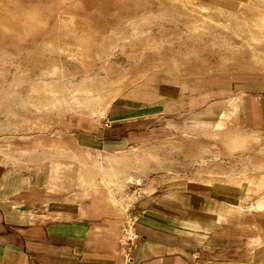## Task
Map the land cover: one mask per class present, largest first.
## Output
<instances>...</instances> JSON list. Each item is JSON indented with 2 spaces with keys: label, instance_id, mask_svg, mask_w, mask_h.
<instances>
[{
  "label": "rangeland",
  "instance_id": "1",
  "mask_svg": "<svg viewBox=\"0 0 264 264\" xmlns=\"http://www.w3.org/2000/svg\"><path fill=\"white\" fill-rule=\"evenodd\" d=\"M92 1H85L75 13L91 19L106 37L119 40L113 59L122 64L130 76L139 75L142 70L152 68L153 64L161 65L163 61L167 66L157 68L150 75L137 76L129 85H119L120 89L109 97L98 95L86 102L66 97L52 101L35 92L41 79L40 71L54 64L74 70V65L64 55L40 49L35 53L40 56L43 53V56L38 60L32 58L29 52L20 49L27 47L32 51L36 47L33 43H20L0 29V74L4 75L0 80V160L14 169L41 172L44 177L62 173L70 179L69 183L77 182L82 189L106 188L112 207L124 209L133 206L142 193L168 187V184L182 186L190 181L186 175L197 173L212 177L207 182L216 177L239 187L240 207L249 209L239 212L240 217H250L258 225L256 229L263 231L264 166L257 167L256 162L264 157L258 154V142L246 144L245 155L235 151H222L216 157L195 155L201 142L204 146L231 148L228 141L219 140L215 126L218 123L227 128L241 122L253 133L264 136L260 120L247 117L241 95V92L263 89L264 69L260 72L233 69L237 59L245 57L250 47L256 46L243 39L232 27L231 19L237 14L251 23L255 21L251 16L258 15V10L255 9L254 14L239 10L243 0H191L176 4L163 0H156L157 3L119 0V3L130 4L133 11L127 19H116L94 10ZM246 1L264 8V0ZM5 5L10 7L11 3ZM208 11L220 14L222 23L212 24L206 19L202 24ZM216 62L228 68L210 70ZM199 64L209 70L187 72ZM80 75L83 71L78 70L73 77ZM126 99L157 103L158 119L138 131L130 149L120 152L122 154L89 151L90 161L103 169L99 173H107V179L113 180L105 184L87 183L80 177L78 162L72 156L79 148L73 145V130L97 128L103 124L112 105ZM207 109L212 113L207 118H218L216 113L221 112L223 117L217 122H202ZM227 138H231L230 134ZM176 141L183 145L181 154L173 152Z\"/></svg>",
  "mask_w": 264,
  "mask_h": 264
},
{
  "label": "crops",
  "instance_id": "2",
  "mask_svg": "<svg viewBox=\"0 0 264 264\" xmlns=\"http://www.w3.org/2000/svg\"><path fill=\"white\" fill-rule=\"evenodd\" d=\"M241 95L247 117L264 125V87ZM158 106L126 99L114 103L97 128L74 129L73 145L79 148L72 156L80 177L87 183L113 180L99 173L103 169L90 161V152L119 155L130 149L137 132L158 119ZM210 110L202 122L223 117L221 112L207 118ZM215 126L219 140L231 148L201 142L196 156L216 157L222 151L245 155L246 144L257 141L264 157L262 134L241 122ZM173 144V152L183 153L180 141ZM263 162L256 166L262 168ZM63 176L44 177L0 160V264H264V223L258 231L253 219L240 217L239 212L249 209L240 207L237 185L216 177L207 182L212 177L192 173L182 186L168 184L142 193L124 209L112 207L106 188L82 189ZM127 227L137 237L135 243L128 240Z\"/></svg>",
  "mask_w": 264,
  "mask_h": 264
},
{
  "label": "bare ground",
  "instance_id": "3",
  "mask_svg": "<svg viewBox=\"0 0 264 264\" xmlns=\"http://www.w3.org/2000/svg\"><path fill=\"white\" fill-rule=\"evenodd\" d=\"M85 1L87 0H61L60 4V0H37V2L0 0V29L10 33L12 38H17L20 43L31 42L36 46L32 51L27 50V47L21 48V51L29 52V56L35 59L43 56V53L41 56L35 53L37 49L53 55H64L74 65V70L65 65L54 64L40 71L41 79L35 92L52 101L66 97L73 101L86 102L98 95L109 97L124 83L129 85L134 82L135 77L150 75L157 68L167 66L166 61H163L161 65L153 64L152 68L142 70L139 75L130 76L123 65L113 59L119 40L106 37L103 32L97 30L91 19L82 18L75 13V10L85 5ZM154 1L157 3L156 0H150V2ZM163 1L167 4L172 2L176 4L191 0ZM6 3H11L10 7H7ZM92 8L100 13L111 14L116 19H127L133 11L130 4L122 1L119 3V0H93ZM243 9L253 14L255 9L258 10V15L251 16L255 21L250 23L243 16L234 14L233 20L231 19L232 27L245 41L256 47H250L245 57L238 58L233 69L260 72L264 69V8L245 1L239 5V10ZM220 18H222L220 14L209 12L206 13L202 24L206 23V19L209 23L221 24ZM212 67L210 70L228 68L226 64L220 62L213 63ZM202 69L209 70L199 64L190 70L187 69V72L196 73ZM78 70L83 71V75L73 77ZM2 76L4 77L0 74V80ZM48 79H53L54 82H49Z\"/></svg>",
  "mask_w": 264,
  "mask_h": 264
},
{
  "label": "built area",
  "instance_id": "4",
  "mask_svg": "<svg viewBox=\"0 0 264 264\" xmlns=\"http://www.w3.org/2000/svg\"><path fill=\"white\" fill-rule=\"evenodd\" d=\"M125 233L127 234L128 240L131 243H135L137 241V237L133 234V231H132V228L131 227H127Z\"/></svg>",
  "mask_w": 264,
  "mask_h": 264
}]
</instances>
